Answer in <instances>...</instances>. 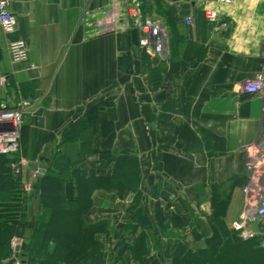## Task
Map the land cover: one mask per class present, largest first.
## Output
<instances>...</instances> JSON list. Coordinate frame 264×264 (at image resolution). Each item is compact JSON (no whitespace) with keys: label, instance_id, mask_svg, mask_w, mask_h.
Here are the masks:
<instances>
[{"label":"crops","instance_id":"1","mask_svg":"<svg viewBox=\"0 0 264 264\" xmlns=\"http://www.w3.org/2000/svg\"><path fill=\"white\" fill-rule=\"evenodd\" d=\"M136 1L165 29L161 54L140 50L132 28L98 33L84 14L104 10L106 0H7L16 27L0 30V102L28 104L21 153L37 170L47 159L44 173L52 163L68 172L60 154L81 160L93 178H109L116 156L134 158L136 192L95 190L85 220L106 223L98 236L106 257L114 239L116 252L143 233V264H171L204 248L217 229L212 196L225 199L230 232L242 210L244 148L264 135V97L241 91L264 67V0L210 5L227 24L218 30L193 0ZM14 41L25 44V61H11ZM91 108L92 124L63 144L62 133ZM64 195H74L72 182ZM125 200L134 207L120 205ZM140 215L145 225L135 222ZM250 228L264 235V218ZM113 264L137 263L125 250Z\"/></svg>","mask_w":264,"mask_h":264},{"label":"trees","instance_id":"2","mask_svg":"<svg viewBox=\"0 0 264 264\" xmlns=\"http://www.w3.org/2000/svg\"><path fill=\"white\" fill-rule=\"evenodd\" d=\"M94 110L91 108L80 122L62 133L63 144L80 139L81 127L85 123L92 124ZM23 134L22 141L25 140ZM61 155L59 157L68 172L62 173L52 163L37 178V214L33 225L27 222V198L21 181L11 171L16 156L0 155V264H106L98 239L107 232L106 223H88L85 215L91 209L95 190H116L119 194L130 190L136 192L132 186L135 160L129 156H116L109 178H93L87 177L79 168L81 160L71 161L69 156ZM67 181L74 184V195L69 199L64 195ZM226 206L225 199L212 196L211 217L217 229L204 239V248L172 259L171 264H264V235L244 241L237 231H228L223 221ZM135 222L145 225L146 219L140 215ZM144 236L139 234L131 247L124 246L116 251V258L128 250L137 264H143L146 254ZM237 236L239 238L235 239ZM14 238L24 241V246L17 252L10 246Z\"/></svg>","mask_w":264,"mask_h":264},{"label":"built area","instance_id":"3","mask_svg":"<svg viewBox=\"0 0 264 264\" xmlns=\"http://www.w3.org/2000/svg\"><path fill=\"white\" fill-rule=\"evenodd\" d=\"M233 1L193 0L202 11L204 18L216 30L225 28L227 24L219 15L218 10L210 7V5H227ZM84 15L94 17V25L98 33L116 32L120 28H132L139 33L137 46L140 50L151 54H161L165 50L166 34L164 27L159 20L142 16L136 0H130L124 4L121 3V0H106L104 10L93 13V16L89 13ZM185 22L190 23L191 17L188 16ZM15 27L16 19L8 10L7 0H0V30L4 34H10L15 30ZM7 51L12 62H21L27 59V50L21 41L9 42ZM241 91L244 94H260L264 97V67L250 80L243 82ZM27 106L28 104L23 101L17 102L13 106L0 102V155L16 156L17 160L11 164V169L23 168L26 164V160L21 156L20 130ZM7 119H11V124L15 128L10 129L3 125L2 121ZM244 153L246 182L241 189L243 206L237 220L231 224V227L239 232L242 240L245 241L257 234L250 228L251 224L264 218V135L258 142L246 146Z\"/></svg>","mask_w":264,"mask_h":264},{"label":"rangeland","instance_id":"4","mask_svg":"<svg viewBox=\"0 0 264 264\" xmlns=\"http://www.w3.org/2000/svg\"><path fill=\"white\" fill-rule=\"evenodd\" d=\"M21 156H23L24 159L26 160L25 166L23 168L18 167L16 169H11V171L21 181L23 193H25V196L27 198V201L25 203V207H26V211H27V215H28V221L27 222L30 225H33V221H34V218L36 216L32 212H33V207H35V205L37 207V202L35 201V196L38 194L37 188H36V186H37V177L34 176V174L37 172V169H36L37 162L34 159L30 160V159L26 158L23 153H21ZM53 157L54 156H52V158ZM15 161L12 164H14ZM114 192L116 194H118L117 197H119V193L120 192H118L116 190H114ZM122 195L123 194H120V196H122ZM34 203H36V204L34 205ZM127 203H126V200H125L124 204H120V205H122L123 207L127 206L128 207L127 209H129L130 207H134L133 203L132 204L131 203L127 204ZM257 235H260V234L257 232L256 236ZM112 238H114V237H112ZM12 240L10 241V246L12 247L14 252L19 251L24 246V241L23 240H18L16 238H14ZM115 240L116 239H114V242H112L114 244H110L109 245L110 246L109 249H111V251H110L111 253L108 255V257H106V264L107 263L108 264H113L114 261L116 260L115 256L117 254H116L115 251L113 252V250H112L113 247H115ZM14 248H16V249H14ZM16 264H20V263L18 262Z\"/></svg>","mask_w":264,"mask_h":264},{"label":"water","instance_id":"5","mask_svg":"<svg viewBox=\"0 0 264 264\" xmlns=\"http://www.w3.org/2000/svg\"><path fill=\"white\" fill-rule=\"evenodd\" d=\"M48 160L44 158L39 159V165L36 176L40 178L47 167Z\"/></svg>","mask_w":264,"mask_h":264},{"label":"bare ground","instance_id":"6","mask_svg":"<svg viewBox=\"0 0 264 264\" xmlns=\"http://www.w3.org/2000/svg\"><path fill=\"white\" fill-rule=\"evenodd\" d=\"M2 122L4 123L3 125H5V127H7V128H10V129L15 128V126L13 127V124H11L12 123L11 119H7V120H4ZM253 189L256 190L257 188H253Z\"/></svg>","mask_w":264,"mask_h":264}]
</instances>
